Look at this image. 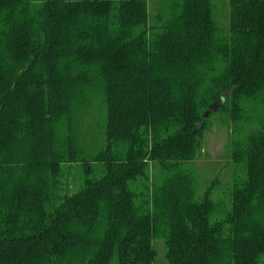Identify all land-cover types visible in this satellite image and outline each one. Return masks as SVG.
I'll list each match as a JSON object with an SVG mask.
<instances>
[{
  "label": "trees",
  "instance_id": "trees-1",
  "mask_svg": "<svg viewBox=\"0 0 264 264\" xmlns=\"http://www.w3.org/2000/svg\"><path fill=\"white\" fill-rule=\"evenodd\" d=\"M150 1L0 0V264H157L160 239L167 264H264V0L226 27L218 0ZM218 101L215 200L193 163Z\"/></svg>",
  "mask_w": 264,
  "mask_h": 264
},
{
  "label": "rangeland",
  "instance_id": "rangeland-1",
  "mask_svg": "<svg viewBox=\"0 0 264 264\" xmlns=\"http://www.w3.org/2000/svg\"><path fill=\"white\" fill-rule=\"evenodd\" d=\"M219 6V21L226 27L227 25V12L228 1L218 0ZM160 3L158 0H151L149 3V10L151 14H156L159 9ZM85 119L80 121L82 129L85 130V141L89 148L97 141L95 130V119L98 118L92 112L84 116ZM101 116L99 115L100 119ZM208 125L205 131L202 149L193 165L197 170V175L200 181V192L204 193L211 184L215 183L213 188V198L219 200L226 193H228L229 184L232 179V170L229 160V148L232 139V124L229 115L219 110L208 117ZM80 173L78 168H74L71 175V188L74 190L76 187L77 177ZM74 182V183H73ZM157 248L159 257L157 264H167L165 260V246L163 240L157 241Z\"/></svg>",
  "mask_w": 264,
  "mask_h": 264
},
{
  "label": "water",
  "instance_id": "water-1",
  "mask_svg": "<svg viewBox=\"0 0 264 264\" xmlns=\"http://www.w3.org/2000/svg\"><path fill=\"white\" fill-rule=\"evenodd\" d=\"M219 108H220V103L218 101L209 107L207 112L204 114V118H208L212 113H215L216 111H218Z\"/></svg>",
  "mask_w": 264,
  "mask_h": 264
}]
</instances>
